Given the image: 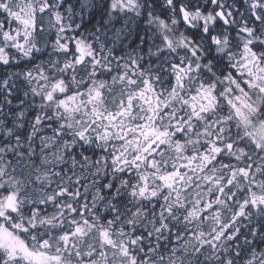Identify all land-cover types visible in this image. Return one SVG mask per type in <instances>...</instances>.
<instances>
[{
	"label": "snow or ice",
	"instance_id": "snow-or-ice-1",
	"mask_svg": "<svg viewBox=\"0 0 264 264\" xmlns=\"http://www.w3.org/2000/svg\"><path fill=\"white\" fill-rule=\"evenodd\" d=\"M0 264H264V0H0Z\"/></svg>",
	"mask_w": 264,
	"mask_h": 264
}]
</instances>
